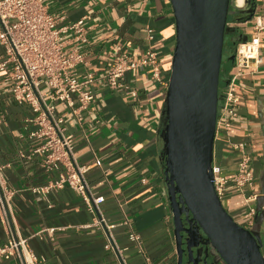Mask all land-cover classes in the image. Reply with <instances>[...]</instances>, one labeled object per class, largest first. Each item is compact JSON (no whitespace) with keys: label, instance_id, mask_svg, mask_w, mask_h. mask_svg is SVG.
Returning <instances> with one entry per match:
<instances>
[{"label":"crops","instance_id":"crops-1","mask_svg":"<svg viewBox=\"0 0 264 264\" xmlns=\"http://www.w3.org/2000/svg\"><path fill=\"white\" fill-rule=\"evenodd\" d=\"M51 14L64 17L60 25L85 18L89 42L66 37L67 45L85 54L79 75L105 74L123 51L140 60L157 51L161 81L149 68L125 74L124 82L138 92L132 99L124 91H111L104 82L94 86L96 102L81 113L82 121L59 104L69 134L74 136L77 163L86 167L85 178L95 196H103L99 211L91 212L82 196L65 186L34 193L58 178L48 173L40 158H29L36 140L27 137V106L17 104L0 73V176L15 194L12 214L5 222L0 208V246L9 232L26 238L37 264H119L107 250V231L96 226L102 216L127 264H177L173 215L164 170L165 100L176 42L170 0H45ZM264 17V0L244 7L232 5L228 15L224 84L235 71L236 45L251 38L256 18ZM148 29H152L150 38ZM262 63L243 70L236 91L241 97L237 117L228 132L215 138L213 167L230 182L238 171L243 144L254 174V184L242 190L230 186L223 205L240 225L258 238L264 255V31ZM78 105V104H77ZM100 162V166L96 162ZM252 210L254 213L252 214ZM129 221L130 225L125 224ZM55 229L52 233L49 230ZM143 239L144 253L129 240L131 230ZM1 264H21L16 258ZM215 264H224L217 259Z\"/></svg>","mask_w":264,"mask_h":264},{"label":"built area","instance_id":"built-area-1","mask_svg":"<svg viewBox=\"0 0 264 264\" xmlns=\"http://www.w3.org/2000/svg\"><path fill=\"white\" fill-rule=\"evenodd\" d=\"M63 19L49 12L45 0H0V73L9 86L11 98L17 104L27 106L31 112L26 119L27 137L36 140V145L29 158H40L46 172L58 173V178L50 185L35 187L32 191L48 193L52 189L68 186L82 196L91 212H98L104 197L95 196L90 191L85 178L86 167L77 163L74 136L67 131L59 104H64L81 122V113L96 102L94 86L98 82H104L111 91L121 90L132 99H137V90L124 82L125 74L149 68L153 77L161 81L159 56L156 50L149 48L140 60H135L125 50L105 74L97 76L86 71L81 76L78 69L86 64L85 54L69 47L66 37L73 34L78 42L87 44L89 38L85 18L60 25ZM262 31L264 17L259 16L251 38L236 45L233 56L235 71L219 88L216 136L228 132L231 121L237 117V106L241 100L236 91L237 79L243 70L256 68L262 63ZM153 32L148 29L150 38ZM235 147L240 150L241 156L233 181L214 169L215 190L221 199L231 185L242 190L254 184L250 158L243 144H236ZM96 165L100 166V162L97 161ZM14 194L0 176V208L5 222L12 214L10 200ZM125 224L130 225L129 221ZM96 226L105 228L108 233L105 248L113 252L119 264H127L123 250L112 236L114 226L107 225L102 216ZM49 231L53 233L55 229ZM8 234V241L0 246V264L13 258L21 264H37L38 258L29 247L28 240L12 231ZM128 238L138 246L140 253H144L139 233L132 229ZM146 263L154 264L149 258Z\"/></svg>","mask_w":264,"mask_h":264},{"label":"water","instance_id":"water-1","mask_svg":"<svg viewBox=\"0 0 264 264\" xmlns=\"http://www.w3.org/2000/svg\"><path fill=\"white\" fill-rule=\"evenodd\" d=\"M251 1L255 2L247 0L246 4ZM170 2L176 42L162 137L177 264H215L217 259L224 264H264L257 236L234 220L214 185L220 76L234 2Z\"/></svg>","mask_w":264,"mask_h":264},{"label":"trees","instance_id":"trees-1","mask_svg":"<svg viewBox=\"0 0 264 264\" xmlns=\"http://www.w3.org/2000/svg\"><path fill=\"white\" fill-rule=\"evenodd\" d=\"M225 71L226 69H224V61L222 63V71H221V76H220V87H222L224 85V78H225Z\"/></svg>","mask_w":264,"mask_h":264},{"label":"bare ground","instance_id":"bare-ground-1","mask_svg":"<svg viewBox=\"0 0 264 264\" xmlns=\"http://www.w3.org/2000/svg\"><path fill=\"white\" fill-rule=\"evenodd\" d=\"M247 0H233L234 4L238 7H244L246 5Z\"/></svg>","mask_w":264,"mask_h":264},{"label":"rangeland","instance_id":"rangeland-1","mask_svg":"<svg viewBox=\"0 0 264 264\" xmlns=\"http://www.w3.org/2000/svg\"><path fill=\"white\" fill-rule=\"evenodd\" d=\"M234 5H235V4L233 3V6H234ZM228 51H229L228 46H225V48H224V57H223V61L226 60V58H227V56H228Z\"/></svg>","mask_w":264,"mask_h":264},{"label":"flooded vegetation","instance_id":"flooded-vegetation-1","mask_svg":"<svg viewBox=\"0 0 264 264\" xmlns=\"http://www.w3.org/2000/svg\"><path fill=\"white\" fill-rule=\"evenodd\" d=\"M191 229H192V235L195 237V229L196 226L194 224L191 225ZM195 241V238L193 239V242ZM186 247V246H185ZM186 253H184V258H185Z\"/></svg>","mask_w":264,"mask_h":264}]
</instances>
